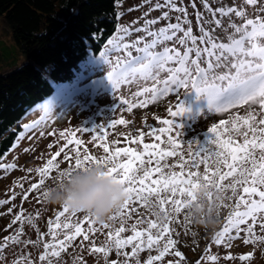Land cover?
Returning <instances> with one entry per match:
<instances>
[{
  "label": "snow or ice",
  "instance_id": "1",
  "mask_svg": "<svg viewBox=\"0 0 264 264\" xmlns=\"http://www.w3.org/2000/svg\"><path fill=\"white\" fill-rule=\"evenodd\" d=\"M145 3L149 4V9L144 17H148L152 11H160L161 15L144 19L139 27L134 26L138 23L134 21L132 25L120 28L117 40L109 41V51L101 53L99 57L108 69L105 79L111 85L113 96L124 86L135 85L138 88L132 94L131 101L123 97L120 99L126 111L146 108L149 103L163 97L175 96L178 98L175 110L170 107L168 114L176 118L187 111L180 97L193 92L197 98L206 100L209 113L228 112L243 105H247L248 109L243 116L236 114L232 120L213 124L208 128L205 143L187 142L188 157L179 150L183 144L180 139L182 133L174 132L179 125L168 119L160 121L167 125L166 128H151L147 134L141 130L138 137H126L130 145L138 144L139 148L127 146L110 150L109 146L104 145L105 155L99 159L89 152L86 145L81 147L83 141H69L75 147L63 157L69 164L67 171L93 164L103 166L107 169V175L121 184L126 193L123 205L107 218V221H119V227L107 233L111 243L97 247L91 241L93 246L90 252L103 253L105 264H108V252L112 248L117 250V255H121L120 250L130 245L131 253L123 255L136 257V264H139V252L155 247L158 254L150 256L146 264H154L167 255L179 258L168 261V264H181L184 256L175 250L177 241L170 235L173 229L169 225L175 219L173 213L179 214L182 208L193 203L194 193L201 187L224 194L223 201L218 205V215L221 207L228 206L225 200L235 199L234 208L226 218L223 229L216 234V244H220L233 229L238 236L241 225H247L248 238L244 243L264 239L254 234V225L258 220L260 228L264 230V0H243L242 5L233 3L232 6L225 4L216 8L210 5L209 0H201L203 11L197 9L195 0H189L188 6L184 5V0H179V3L177 0H163L162 3L157 0L154 5L151 0H145ZM247 6H252L254 15L251 17ZM188 7L195 10L199 36L193 35ZM172 13L176 14L175 22H172ZM161 21H165V25L155 28ZM217 29L225 39L216 34ZM138 33L143 35H136ZM134 35L136 38L133 40L131 37ZM42 111L45 116L31 125H24L25 132L37 129L46 118H51L52 111L48 105H44ZM114 123L127 126L128 122L119 119ZM157 131L167 134V148L162 147L165 141ZM40 135H44L43 131ZM146 135L159 143H145ZM24 138L22 133L17 137V142ZM193 144L195 150L192 149ZM16 146L13 145V148ZM24 151L28 152L29 149ZM60 155L61 152H57L43 167L36 169L40 179L31 185L29 192L38 190L50 173L59 167L56 161ZM173 157H179V163L169 165L166 158ZM201 165L202 175L199 171ZM15 167V164L0 163V168L5 171ZM176 168L179 171L173 170ZM65 171H59V176ZM11 199L14 200L15 195ZM23 199H28L27 192L23 194ZM135 202H139L155 217L146 221L147 228H138L145 223L143 219L128 225L132 213L137 211L130 207ZM5 203L8 201H0V205ZM166 204H170L171 208H166ZM21 220L33 224L31 216L23 217L20 214L16 215L13 223ZM185 220H189L186 215ZM107 221L99 223L103 229L112 227ZM48 224V235L52 242L43 244L44 253L39 256L41 264L45 261L47 264H59V259L53 260L52 257L59 258L61 252L78 237L90 241V235L95 236L98 231L95 227L97 222L91 216L84 214L78 218L77 213L67 207H61L55 222L49 220ZM129 230L133 234L122 238L121 234ZM152 230H156L155 233ZM61 234L63 239L58 240L57 236ZM22 235L21 227L14 235L4 237V243L0 244V259H3V249L8 247L9 242L22 243ZM234 238L228 236L229 240ZM252 257L253 253H249L241 256L240 260L250 261ZM207 259L215 262L217 257L210 255ZM19 262L32 264L28 256H21ZM122 264L129 262L125 259Z\"/></svg>",
  "mask_w": 264,
  "mask_h": 264
},
{
  "label": "rangeland",
  "instance_id": "2",
  "mask_svg": "<svg viewBox=\"0 0 264 264\" xmlns=\"http://www.w3.org/2000/svg\"><path fill=\"white\" fill-rule=\"evenodd\" d=\"M156 2L157 0H151L152 5ZM160 2L162 3L163 0H160ZM177 3H179V0H177ZM195 3L197 9L203 11L201 0H195ZM209 3L213 8H216L225 4L232 6L233 3L242 5L243 0H209ZM188 4L189 0H184V5L188 6ZM130 9L132 10L129 11ZM148 9L149 4L145 3V0H117V29L108 38L102 49L97 54L91 52L88 54L79 64V68L75 71L74 78L71 81L53 83L54 90L52 94L27 110L12 127L14 130L19 127L18 136L23 133L25 138L19 142L16 138L13 145L17 146L13 148L12 145L0 159V163L16 165L14 169L8 171L0 168V201H8V203L0 205V242L3 244L4 237L14 235L17 229L21 227L23 228V235L20 236L22 243L12 244L9 242L8 247L3 249V259H0V264H14V262H19L21 256H28L32 264H41L39 256L44 253L43 244L52 242L51 236L48 235V222L49 220L55 222V216L61 210L59 206L47 205L42 193L52 184L54 178L59 176V171L68 169L69 164L63 157L75 147V144H69V141H83L81 147L86 145L89 152L99 159L105 155L103 153L104 145L109 146L110 150L127 146L139 148L138 144L130 145L126 137H138L141 130L147 134L151 128L157 130L166 128L167 125L160 123V121L168 119L174 120V123L179 125V129L174 130V132L179 131L182 133L180 139L183 144L179 150L183 152L185 157H188L189 146L187 142L197 141L203 144L207 139L208 128L213 124H218L221 120H232L236 114L241 116L246 114L247 105L238 106L228 112L209 113L206 100L203 97L197 98L194 92L180 97V101L187 111L176 118L168 114L170 107L175 110L178 99L175 96L163 97L155 103H149L146 108H134L132 112L126 111V106L120 104V99L123 97L131 101L133 99L132 94L138 91V88L135 85L124 86L121 91L116 92L113 96L111 85L105 79L108 69L99 57L101 53L109 51L107 47L109 41L117 40L120 35V28L132 25L134 21H138L134 26L139 27L143 25L144 19H154L161 15L160 11H152L148 17H144V13L148 12ZM247 11L250 17L254 15L252 6H247ZM188 12L190 13L189 19L192 23L193 35L199 36L195 10L188 7ZM171 15L173 17L172 22H175L176 14L172 13ZM165 23V21H161L155 28L162 27ZM216 34L221 39H225L219 29H217ZM136 35L143 34L138 33ZM135 38V35L131 37L133 40ZM24 60V56L11 40L10 31L5 20L0 18V74L17 69L24 63ZM44 105L50 107L52 111L51 118H46L37 129L25 132L24 125H31L41 120L42 116H45L42 111ZM255 107L258 108V106ZM119 119H125L128 122L127 126L114 123ZM109 124L113 126L109 127ZM41 131L44 133L43 136L40 135ZM62 132L64 133L63 136H61ZM157 134L162 135V139L165 141L162 147L167 148V134H161L159 131H157ZM28 137H31V139ZM144 142L149 144L159 143V141H155L154 138L147 135ZM50 145L51 147H49ZM195 147V144H193L192 149L195 150ZM26 148L29 149L28 152L24 151ZM61 149H64V151H61ZM57 152H61L56 161L59 167L50 173V176L38 190L29 192L31 185L38 183L40 179L36 169L43 167L46 161ZM166 162L169 165L179 163V157L166 158ZM29 169H31V172H29ZM173 170L179 171L178 168ZM199 171L202 175L203 165H201ZM20 185H23V187ZM25 192L28 193L26 201L23 199ZM13 195H15L14 200L11 199ZM163 195L168 194L164 193ZM224 203L228 206L220 208L219 222L214 230H205L193 225L190 220L186 221V208H182L179 214L173 213L175 219L169 225L173 229L170 235L177 241L175 250H179L184 256L181 264H197L198 261L200 264H264V239H258L255 243H244V240L248 238L247 225L240 226L238 236L233 229L229 234H226L220 244L215 243L216 234L223 229L226 218L234 208L235 199L225 200ZM130 207L137 209V211L132 213V219L128 221V225L143 219L145 223L139 225L138 228L144 229L147 228L146 221L149 218L155 219L139 202L133 203ZM165 207L171 208V205L166 204ZM37 213H39L38 216ZM18 214L23 217L31 216L33 224H29L24 220L13 223ZM83 216L84 213H77L78 218ZM107 222L112 227L103 229L97 223L95 227L98 231L95 236L90 235V241H83L82 237H78L61 252L59 258L52 257V259H59V264H105L104 254L91 253L90 249L93 246L91 241H94L97 247L111 243L108 241L107 233L119 227V221ZM152 231L155 233L156 230ZM132 234L129 230L122 233L121 236L126 238ZM254 234L256 237H264V230L260 228L259 220L254 225ZM229 235L235 238L229 240ZM57 239H63V235L57 236ZM23 241L34 243L25 244ZM120 251L121 255H117L115 248L108 252V264H112V262L122 264L125 259L128 260L129 264H136V257L123 255V253H131L132 248L130 245L125 246ZM249 253H253L250 261L240 260L241 256ZM157 254L155 247L152 249L145 248L138 254L139 264H146L150 256ZM210 255L216 256L217 260L215 262L209 261L207 257ZM226 257H231V259H226ZM178 259L174 255H167L162 260L155 261L154 264H168V261ZM19 264H22V262H19ZM44 264H47V261Z\"/></svg>",
  "mask_w": 264,
  "mask_h": 264
},
{
  "label": "trees",
  "instance_id": "3",
  "mask_svg": "<svg viewBox=\"0 0 264 264\" xmlns=\"http://www.w3.org/2000/svg\"><path fill=\"white\" fill-rule=\"evenodd\" d=\"M117 0H0V18L24 63L0 74V158L13 145L12 127L52 94L53 83L74 78L117 29ZM2 242H0L1 244Z\"/></svg>",
  "mask_w": 264,
  "mask_h": 264
},
{
  "label": "clouds",
  "instance_id": "4",
  "mask_svg": "<svg viewBox=\"0 0 264 264\" xmlns=\"http://www.w3.org/2000/svg\"><path fill=\"white\" fill-rule=\"evenodd\" d=\"M44 193L47 205L67 207L72 212L87 214L101 224L126 199L123 186L107 175L105 167L95 164L66 170L54 178ZM194 196L195 200L186 208L185 215L193 225L214 230L219 222L218 205L223 201L224 194L201 187Z\"/></svg>",
  "mask_w": 264,
  "mask_h": 264
}]
</instances>
